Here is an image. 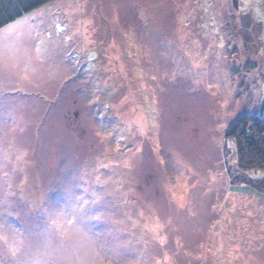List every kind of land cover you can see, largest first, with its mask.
Segmentation results:
<instances>
[{
    "label": "rangeland",
    "instance_id": "obj_1",
    "mask_svg": "<svg viewBox=\"0 0 264 264\" xmlns=\"http://www.w3.org/2000/svg\"><path fill=\"white\" fill-rule=\"evenodd\" d=\"M10 25L21 39L16 59H0L9 242L30 245L41 210L75 184L110 210L99 239L68 240L75 264H264V169H239L228 135L264 116V0H53ZM0 264H17L2 239Z\"/></svg>",
    "mask_w": 264,
    "mask_h": 264
},
{
    "label": "snow or ice",
    "instance_id": "obj_2",
    "mask_svg": "<svg viewBox=\"0 0 264 264\" xmlns=\"http://www.w3.org/2000/svg\"><path fill=\"white\" fill-rule=\"evenodd\" d=\"M20 39L18 25H8L0 29V59H16V48ZM37 40L38 42L32 44V51L35 59L40 60L44 55L41 46L45 40L40 34H37ZM22 63H12L10 66L18 74ZM22 70L25 73L28 71L26 67ZM78 187L75 184L66 185L62 196L59 199L54 197L53 203L47 209L41 210V217H46L45 224L42 231L32 234V242L27 247L14 235L9 242L11 226L6 220L0 222V239L5 242L6 256L17 264L26 257H31L34 264H57L58 260L75 264L76 251L68 245V240L73 235H88L99 239L103 229L109 226L107 213L110 211L102 197L88 195L86 189L83 194H78Z\"/></svg>",
    "mask_w": 264,
    "mask_h": 264
},
{
    "label": "trees",
    "instance_id": "obj_3",
    "mask_svg": "<svg viewBox=\"0 0 264 264\" xmlns=\"http://www.w3.org/2000/svg\"><path fill=\"white\" fill-rule=\"evenodd\" d=\"M53 0H0V29ZM238 149V167L242 171L264 169V116L245 117L229 132Z\"/></svg>",
    "mask_w": 264,
    "mask_h": 264
},
{
    "label": "water",
    "instance_id": "obj_4",
    "mask_svg": "<svg viewBox=\"0 0 264 264\" xmlns=\"http://www.w3.org/2000/svg\"><path fill=\"white\" fill-rule=\"evenodd\" d=\"M235 6L238 7V2L237 1H235Z\"/></svg>",
    "mask_w": 264,
    "mask_h": 264
}]
</instances>
